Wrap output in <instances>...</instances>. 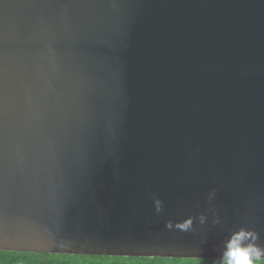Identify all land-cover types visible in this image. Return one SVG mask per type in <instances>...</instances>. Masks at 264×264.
I'll return each instance as SVG.
<instances>
[{
  "label": "water",
  "instance_id": "1",
  "mask_svg": "<svg viewBox=\"0 0 264 264\" xmlns=\"http://www.w3.org/2000/svg\"><path fill=\"white\" fill-rule=\"evenodd\" d=\"M242 230L264 0H0V248L220 260Z\"/></svg>",
  "mask_w": 264,
  "mask_h": 264
},
{
  "label": "clouds",
  "instance_id": "2",
  "mask_svg": "<svg viewBox=\"0 0 264 264\" xmlns=\"http://www.w3.org/2000/svg\"><path fill=\"white\" fill-rule=\"evenodd\" d=\"M159 208V202H157ZM190 223V222H189ZM189 223L179 225L187 229ZM252 236L249 241L248 236ZM92 257L48 253L46 255L30 254L29 251H17L9 248H0V264H88ZM140 264H190L176 258H148ZM213 264H264V246L258 242L255 232L240 231L228 241L222 258Z\"/></svg>",
  "mask_w": 264,
  "mask_h": 264
},
{
  "label": "trees",
  "instance_id": "3",
  "mask_svg": "<svg viewBox=\"0 0 264 264\" xmlns=\"http://www.w3.org/2000/svg\"><path fill=\"white\" fill-rule=\"evenodd\" d=\"M30 254L46 255L42 253H30ZM80 257L96 258L91 261V264H140L142 260L148 259V258H125V257H104V256H80ZM186 260H191V261L202 260L203 264H213V262L220 261V260H209V259H186Z\"/></svg>",
  "mask_w": 264,
  "mask_h": 264
},
{
  "label": "snow or ice",
  "instance_id": "4",
  "mask_svg": "<svg viewBox=\"0 0 264 264\" xmlns=\"http://www.w3.org/2000/svg\"><path fill=\"white\" fill-rule=\"evenodd\" d=\"M9 249L17 250V251H32V250H29V249H16V248H9ZM176 259H181V260H184V261H188V262H190V264H203L202 260L191 261V260H186L184 258H179V257H176ZM89 264H91V261H89Z\"/></svg>",
  "mask_w": 264,
  "mask_h": 264
}]
</instances>
